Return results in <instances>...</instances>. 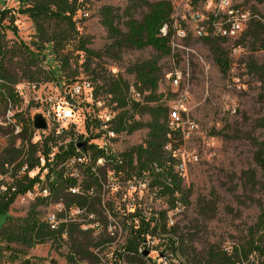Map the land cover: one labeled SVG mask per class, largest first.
Returning a JSON list of instances; mask_svg holds the SVG:
<instances>
[{
  "label": "trees",
  "instance_id": "trees-1",
  "mask_svg": "<svg viewBox=\"0 0 264 264\" xmlns=\"http://www.w3.org/2000/svg\"><path fill=\"white\" fill-rule=\"evenodd\" d=\"M126 1L124 9L114 5H104L101 8V21L111 41L105 52L91 47L92 37L80 32L76 16L83 4L81 0H21L18 13L28 16L35 28L34 38L30 43L22 40L10 42L6 30L12 29L14 33L18 32L16 15L11 9L1 10L0 107L6 108L10 102L21 100L16 87L22 82L41 85L46 82H57L63 78L66 86L80 78L81 67H83V70L92 74L96 93L104 92L119 110L110 128L127 134L143 128L149 129L143 143L132 146L120 155L107 157L103 150L95 145L90 146L96 159L105 156L106 165L117 173L122 172L127 178L142 176L144 172H148L151 177V188L157 189L158 196L167 198L168 208L158 212L160 220H157L154 214L147 220L140 209L129 214L132 218L131 236L126 248L134 253L130 257L132 261H138L140 264L147 263L149 257L147 254L138 252V248L146 240L147 235H151L162 239L161 244L170 249L173 254L180 253L189 258L190 263L264 264L263 203L259 204L260 214L257 221L248 227L243 241L229 248L212 244L204 251L197 252L194 247L196 236L193 233H182L177 223L169 225V212L181 206H189L191 191L184 188L183 177L176 170L180 163V159L175 154L176 140L180 139L181 131L170 127L167 107L154 105L160 98L157 91L162 69L158 67V60L152 58L128 68V72L134 74L136 78V88H134L143 95V100L140 101L132 98L133 86L122 75H104L100 62L96 61L94 67L92 64L96 59L100 60L104 54L120 60L127 50H142L147 47L153 48L160 57L176 55L173 48V38L177 32L173 16L175 9L172 0ZM259 1L264 2V0ZM251 15L247 28L242 36L234 41V45L241 46L238 42L242 38L251 37L264 49V15L253 11ZM213 18L211 15L212 20ZM208 23L211 25V21ZM165 25L168 26V30L166 34H163L162 28ZM201 38L208 44L216 64L226 76L231 68V58L223 44L232 39L210 34ZM47 53L53 56L59 73L43 67L42 63ZM81 59L82 63H80ZM145 115L149 116L150 120L144 122L137 118V116ZM259 126L264 129V117L260 119ZM52 140L55 144L59 141L54 136ZM166 145H170L171 148L165 150ZM254 146V162L264 175V138L256 140ZM75 149L76 144L71 142L66 150L57 153V160L74 155ZM16 158L17 151L10 146L0 157V165L4 166L6 162ZM30 164L34 166L35 161L31 160ZM243 178L253 187L259 184L257 173L253 169L245 170ZM96 181L91 175L89 180H84L81 186L85 191ZM34 182L35 180L18 181L16 190H11V193L0 201V215H6L0 229L1 258L10 262L20 260L19 264H35L30 258H26V251L19 250L17 246L29 249L51 243L68 245L67 254L74 264H84L82 263L84 260L94 264L96 256L90 251L94 241L92 233L74 222L62 223L57 229H52L38 209L39 205L46 204V200L38 199L24 217L10 215L11 206L17 196L31 189ZM58 183L59 185L54 188L53 196L55 200L63 199L68 209L81 206L87 207L90 213L98 210L96 202L88 196L72 194L67 190L78 184L77 179L69 178L64 181L59 176ZM135 218L139 220L137 227Z\"/></svg>",
  "mask_w": 264,
  "mask_h": 264
},
{
  "label": "rangeland",
  "instance_id": "rangeland-1",
  "mask_svg": "<svg viewBox=\"0 0 264 264\" xmlns=\"http://www.w3.org/2000/svg\"><path fill=\"white\" fill-rule=\"evenodd\" d=\"M81 1L83 4L76 16L80 32L92 37L91 47L105 52L111 41L101 21V8L114 5L124 9L127 1ZM205 1L172 0L175 28H182L185 32L184 37L175 33L173 48L176 55L160 57L153 48L147 47L127 50L120 60L104 54L92 64L94 67L96 61L100 62L104 75H122L136 88L135 75L128 72V68L145 60L157 59L162 71L157 91L160 98L154 105H162L170 111L176 102H183L186 111L183 112L184 123L180 128L181 137L176 140L175 154L180 164H184V170L181 171L178 166L176 170L183 177L184 188L191 191L190 205L172 210L168 215L169 225L177 223L182 233H193L196 236L194 247L197 252L204 251L212 244L229 248L243 241L248 227L257 221L259 204H264V175L253 159L255 141L264 138V129L259 126L260 119L264 117V49L251 37H244L238 42L241 50L236 54L232 52L234 41L224 43L231 58L230 71L224 76L208 44L196 32L197 25H209L208 19L214 9V5L208 9ZM232 1L248 11L264 15V2ZM20 5L21 0H0V11L11 9L16 15L18 32L7 29L6 35L11 43L20 40L30 43L35 34L34 24L28 16L18 13ZM197 11L203 15L202 21L193 19ZM42 65L46 70L52 69L59 73L57 63L49 53ZM81 71L78 80L85 85H82L84 96L75 107L74 127L80 135H96L102 131L98 128L102 124L99 115L106 122L117 115L119 110L104 92L96 93L92 74L83 70V67ZM176 71L182 74L178 85L169 78ZM64 82L60 78L57 82L43 83L38 92L44 96L64 99V90L68 86ZM37 109L32 105L26 113L31 116ZM137 118L144 122L150 120L147 115ZM105 127L103 125V129ZM148 131V128H143L132 134H119L113 141L114 150L125 152L143 143ZM93 142L101 144L102 138ZM247 169L256 171L259 180L256 187L247 184L243 178V172ZM116 181L112 180L113 183ZM131 183L130 187L118 186L120 192L113 187L106 193V199L114 201V209L119 217L123 219L136 208H142L148 216L168 208L167 198L158 196L156 189L140 191L136 187L132 188ZM134 183L138 186V181ZM36 202L37 199L18 196L11 206L10 215L24 217ZM47 208L45 205L38 207L44 216ZM5 218L6 215H0V229ZM160 243L159 239H155L152 244L157 249L161 248ZM67 247L66 244L62 246L51 243L29 249L17 246L19 250H25L26 258L35 264H74L69 260ZM1 251L0 247V264H19L20 260L10 262L1 258ZM148 255L158 262L162 261L156 250H151ZM178 255L173 259L174 264H194L186 256ZM82 263L88 262L84 260Z\"/></svg>",
  "mask_w": 264,
  "mask_h": 264
},
{
  "label": "built area",
  "instance_id": "built-area-1",
  "mask_svg": "<svg viewBox=\"0 0 264 264\" xmlns=\"http://www.w3.org/2000/svg\"><path fill=\"white\" fill-rule=\"evenodd\" d=\"M205 2L208 9H212L214 5L212 12L214 18L213 20L211 17L208 19L209 22L211 21V25H197V34L201 37L210 34L237 41L249 24L251 12L243 6L235 5L232 0H206ZM193 19L197 22L202 21L203 15L197 11L194 13ZM167 30L168 26L165 25L162 28L163 34H166ZM177 34L184 37V29H177ZM174 38L173 45H175ZM240 50L241 46L234 45L232 52L236 54ZM169 78L175 85H178L182 79V74L176 71ZM82 85L85 86L81 81L76 80L66 86L65 98L60 100L58 97L39 94L41 85L22 82L16 87V92L21 100L10 102L6 108L0 107V157L6 153L10 146L17 151L15 160L6 162L4 166L0 165V201L6 198L11 190H16L18 181L35 180L31 189L18 196L46 200L45 206L48 208L44 219L52 229H57L62 223L74 222L79 224L82 229L90 231L94 238L90 247V251L96 256L94 264H140L138 261H132L130 257L134 253L126 248L131 236L132 218L129 214L135 213L139 209H133L122 219L114 209V201L106 199V193L113 187L119 190L118 186H128L132 181L131 187H136L140 191L143 189L151 191L155 188H151V177L148 172H144L142 176L127 178L122 172L117 173L116 170L107 166L105 156L96 159L93 150L89 148L95 145L98 149L103 150L107 157L124 153L123 151L116 152L113 146V141L119 137V134L126 133L110 128L116 119V115L106 122L102 115H99V121L102 124L98 128L102 131L96 135L85 136L75 131V107L79 99L83 100L84 96ZM131 96L136 101L143 100V95L134 87L131 88ZM32 105L39 109L28 116L26 110ZM185 111L186 108L182 101L176 102L175 106L170 109L169 119L172 129L180 130L184 123L182 116ZM38 113L42 114L47 123V128L38 129L35 127L34 116ZM103 125L106 126L105 129H103ZM53 136L59 139L57 144L53 142ZM69 136L70 138H68ZM101 138V144L93 142V140ZM71 142L76 144L74 155L57 160V153L66 150ZM82 143H85V147L80 145ZM170 147V145H166L164 149L168 150ZM31 160L35 161L34 166H31ZM119 160L122 161L120 157ZM177 166L181 171L184 170V164L179 163ZM91 175L97 181L84 191L81 184L84 180H89ZM59 176L64 181L69 178L77 179L78 184L69 187L67 190L72 194L88 196L96 202L98 210L90 213L87 207L81 206L68 209L63 199L55 200L53 191L59 185ZM113 179H117V183H113ZM134 181H138V186L135 185ZM140 210L143 211L147 220L153 214L157 220H160L158 211L148 216L142 208ZM138 223V218H135V226ZM155 239H159L162 243V239L147 235L146 240L139 245L138 252L145 254L151 250H156L162 261L158 262L147 254L149 259H147L146 264H174V257H179V255L173 254L161 243V248L156 249L155 245L152 244Z\"/></svg>",
  "mask_w": 264,
  "mask_h": 264
},
{
  "label": "water",
  "instance_id": "water-1",
  "mask_svg": "<svg viewBox=\"0 0 264 264\" xmlns=\"http://www.w3.org/2000/svg\"><path fill=\"white\" fill-rule=\"evenodd\" d=\"M34 125L38 129L47 128V123H46L45 119L43 118L42 114L38 113L34 116ZM80 145L85 147V143H82ZM145 254H148V252H146Z\"/></svg>",
  "mask_w": 264,
  "mask_h": 264
}]
</instances>
